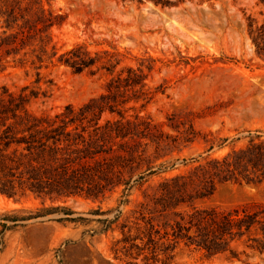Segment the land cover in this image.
I'll list each match as a JSON object with an SVG mask.
<instances>
[{"label":"rangeland","instance_id":"374dc122","mask_svg":"<svg viewBox=\"0 0 264 264\" xmlns=\"http://www.w3.org/2000/svg\"><path fill=\"white\" fill-rule=\"evenodd\" d=\"M43 2L46 9L66 18L61 27L51 30L58 55L83 45L91 56L119 54V65L111 75L102 69L78 74L54 60L43 66L38 80L33 69L26 72L1 62L0 94L18 93L28 86L39 92L28 109L52 115L108 94L105 89L111 80L142 82L150 100L129 102L125 109L135 110H128L126 116L138 114L156 129L150 137L129 141L127 149L140 159L135 170L124 176L132 185L127 204H121L123 185L107 192L103 200L76 197L42 204L31 194L19 201L0 195V264H141L140 258L133 259L137 250L117 242L122 223L127 218L133 221L143 190L184 173L187 167L182 161L211 146L213 155H220L226 149H218L221 139L229 142L247 130L264 129V59L255 53L246 31L249 16L264 18V0H184L166 8L131 0ZM149 59L155 62L149 74L143 68L147 76H128L126 70L119 75L125 67L147 66ZM169 118L177 129L169 127ZM117 119L106 112L101 123ZM191 124L198 135L185 142ZM191 204L231 210L264 205V193L250 185L225 182L208 198ZM51 208L57 210L32 218ZM97 209L101 213L93 214ZM118 212L112 231L93 234L98 228L94 220H111ZM233 247L239 259H230L228 253L209 257L180 244L172 264H264V251L241 242Z\"/></svg>","mask_w":264,"mask_h":264},{"label":"trees","instance_id":"16d2710c","mask_svg":"<svg viewBox=\"0 0 264 264\" xmlns=\"http://www.w3.org/2000/svg\"><path fill=\"white\" fill-rule=\"evenodd\" d=\"M131 1L166 8L184 0ZM65 19L46 9L43 0H0V63L26 72L33 69L38 80L43 66L54 60L78 74L84 71L93 74L99 69L113 74L120 62L117 53L91 56L83 45H75L58 55L51 30L61 27ZM246 31L255 53L264 59V18L249 16ZM154 62L149 59L147 66L136 69L125 67L119 75L126 70L128 76H147L143 68L149 74ZM144 87L142 82L129 80L122 84L119 79L111 80L105 89L108 94L79 108L65 106L52 115L35 114L28 109L29 101L39 95L28 86L18 93L3 91L0 94V195L19 201L31 194L42 204L76 197L103 200L107 192L123 185L121 204H127L132 185L124 176L135 170L140 159L127 149L129 141L150 137L156 129L149 119L138 114L126 116L128 110H135L125 109L129 102L147 104L150 100ZM106 112L116 114L118 119L101 123ZM168 121L169 127L178 128L173 118ZM197 135L191 124L185 132V142H192ZM228 140L221 139L218 149H226L220 155L214 156L211 146L205 153L183 160V166L187 167L184 173L143 190V199L133 211V221L127 218L122 223V238L117 242L137 250L134 260L140 258L141 264H172L180 244L202 250L209 257L228 253L230 259H239L233 247L239 242L246 248L264 251V205L219 210L191 204L208 198L218 184L225 182L250 185L264 193V129L247 130ZM184 205L189 209H183ZM56 210L46 209L32 218ZM92 213L101 212L97 209ZM120 215L118 212L111 220H94L98 228L93 234L112 231Z\"/></svg>","mask_w":264,"mask_h":264},{"label":"bare ground","instance_id":"6f19581e","mask_svg":"<svg viewBox=\"0 0 264 264\" xmlns=\"http://www.w3.org/2000/svg\"><path fill=\"white\" fill-rule=\"evenodd\" d=\"M10 203V202H9Z\"/></svg>","mask_w":264,"mask_h":264}]
</instances>
